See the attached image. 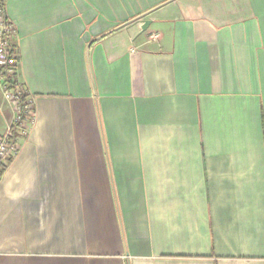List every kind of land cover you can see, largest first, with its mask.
Here are the masks:
<instances>
[{
	"label": "crops",
	"instance_id": "1",
	"mask_svg": "<svg viewBox=\"0 0 264 264\" xmlns=\"http://www.w3.org/2000/svg\"><path fill=\"white\" fill-rule=\"evenodd\" d=\"M3 5L0 264H264V0Z\"/></svg>",
	"mask_w": 264,
	"mask_h": 264
},
{
	"label": "built area",
	"instance_id": "2",
	"mask_svg": "<svg viewBox=\"0 0 264 264\" xmlns=\"http://www.w3.org/2000/svg\"><path fill=\"white\" fill-rule=\"evenodd\" d=\"M14 29L8 23L3 0H0V91L10 106L12 116L0 134V178L5 167L18 153V144L28 136L34 125V106L18 82L11 80L16 75L17 58L10 42Z\"/></svg>",
	"mask_w": 264,
	"mask_h": 264
},
{
	"label": "water",
	"instance_id": "3",
	"mask_svg": "<svg viewBox=\"0 0 264 264\" xmlns=\"http://www.w3.org/2000/svg\"><path fill=\"white\" fill-rule=\"evenodd\" d=\"M135 20H136V19H135ZM135 20H133V21H135ZM143 25H144V26H142V28H141L142 31L146 30V27L148 26V22H143ZM125 26H126V25H125Z\"/></svg>",
	"mask_w": 264,
	"mask_h": 264
},
{
	"label": "trees",
	"instance_id": "4",
	"mask_svg": "<svg viewBox=\"0 0 264 264\" xmlns=\"http://www.w3.org/2000/svg\"><path fill=\"white\" fill-rule=\"evenodd\" d=\"M11 80L15 82V81H16V79H15V76H14V77H12V78H11Z\"/></svg>",
	"mask_w": 264,
	"mask_h": 264
}]
</instances>
